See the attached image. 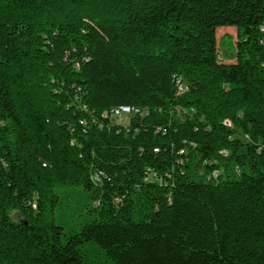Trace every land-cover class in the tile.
Returning <instances> with one entry per match:
<instances>
[{
  "label": "trees",
  "instance_id": "trees-1",
  "mask_svg": "<svg viewBox=\"0 0 264 264\" xmlns=\"http://www.w3.org/2000/svg\"><path fill=\"white\" fill-rule=\"evenodd\" d=\"M261 27L264 0H0V264H264Z\"/></svg>",
  "mask_w": 264,
  "mask_h": 264
},
{
  "label": "rangeland",
  "instance_id": "rangeland-1",
  "mask_svg": "<svg viewBox=\"0 0 264 264\" xmlns=\"http://www.w3.org/2000/svg\"><path fill=\"white\" fill-rule=\"evenodd\" d=\"M237 30L235 26H220L216 30V36L218 39V50L223 62H234L236 55V40ZM118 124H127L129 122V117L123 115L115 119ZM13 217L15 219H20L18 212H13Z\"/></svg>",
  "mask_w": 264,
  "mask_h": 264
},
{
  "label": "built area",
  "instance_id": "built-area-1",
  "mask_svg": "<svg viewBox=\"0 0 264 264\" xmlns=\"http://www.w3.org/2000/svg\"><path fill=\"white\" fill-rule=\"evenodd\" d=\"M261 30L264 31V28L261 27ZM178 87H179L180 91H183L185 89L181 82H179ZM145 112H146V110L141 109L139 107L131 106V105H120V106L112 109V115L115 117H120L124 114H137V113L143 114ZM214 175L217 176L218 173L216 172ZM94 178L99 179V173H95ZM145 179L147 181H155V182H161L162 181V178L154 170H151V169L147 170V174H146ZM33 205H34V207H36V204L33 203Z\"/></svg>",
  "mask_w": 264,
  "mask_h": 264
}]
</instances>
